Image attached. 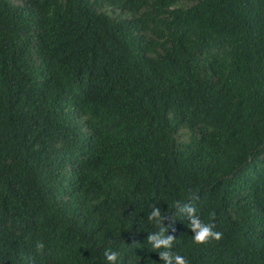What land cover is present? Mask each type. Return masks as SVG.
<instances>
[{
	"label": "trees",
	"instance_id": "16d2710c",
	"mask_svg": "<svg viewBox=\"0 0 264 264\" xmlns=\"http://www.w3.org/2000/svg\"><path fill=\"white\" fill-rule=\"evenodd\" d=\"M0 264H264V0H0Z\"/></svg>",
	"mask_w": 264,
	"mask_h": 264
}]
</instances>
